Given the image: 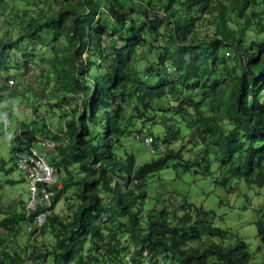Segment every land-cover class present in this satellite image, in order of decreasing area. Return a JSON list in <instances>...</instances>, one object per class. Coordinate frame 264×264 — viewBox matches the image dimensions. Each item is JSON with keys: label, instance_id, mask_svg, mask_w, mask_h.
<instances>
[{"label": "trees", "instance_id": "1", "mask_svg": "<svg viewBox=\"0 0 264 264\" xmlns=\"http://www.w3.org/2000/svg\"><path fill=\"white\" fill-rule=\"evenodd\" d=\"M21 2L5 12L0 4L6 23L0 92L14 90L5 82L10 76L21 79L31 62L44 70L47 60H36L34 46L47 47V40L55 81L65 77L69 93L46 101L63 110L58 126L33 111L38 118L33 124L44 120L42 126L23 124L13 138L12 155L38 138L58 143L48 158L60 186L54 187L52 215L40 231L29 245L16 242L17 248L0 250V264H163L165 258L167 264H264V206L254 220L253 245L241 237L226 243L227 231L213 223V214L185 198L171 210L166 204L143 209L146 177L171 158L184 170L196 165L206 170L213 159L229 166L233 177L264 186V0ZM204 20L215 27L200 38ZM16 25L24 45L13 39ZM16 45L17 58L11 55ZM84 52L89 54L82 59ZM77 90L81 100L72 102ZM41 93L34 89L36 97L55 99ZM167 110L200 138V143L191 139L200 145L195 155L185 160L170 147L179 128L167 119L161 139L166 149L158 157L140 165L131 153L123 157L121 138L132 120ZM18 201L19 209L11 204L0 218V243L25 231L21 221L29 222L25 201ZM46 233L49 243L41 239Z\"/></svg>", "mask_w": 264, "mask_h": 264}, {"label": "rangeland", "instance_id": "2", "mask_svg": "<svg viewBox=\"0 0 264 264\" xmlns=\"http://www.w3.org/2000/svg\"><path fill=\"white\" fill-rule=\"evenodd\" d=\"M1 3L4 7L7 6L3 11L5 12L6 10H11L13 7L21 5L22 2L21 0H0ZM30 3L33 4V2ZM161 13L163 12L161 11ZM97 17L98 15L95 19ZM201 23L198 29L199 37L203 38L211 35L215 27L214 23L205 20ZM165 24L163 23L162 28H160L163 33L165 31L163 29ZM228 24L231 23L228 22ZM14 29L16 33L10 30L13 39L17 40L19 38V43L24 45V36L19 33L17 34V25ZM5 32L6 23L4 22L3 13L0 12V37H3ZM43 32L47 35L46 30H43ZM41 39L44 40V37H41ZM44 41L49 43V46L46 47L42 44L34 46V49L38 52L35 55L36 60H39L41 57L47 60V62L42 63L44 70L39 71L36 78L31 79L30 73L24 75L23 77L27 79L28 85H17L14 90L5 92L0 97V217L6 215L8 210L7 205L12 204L13 207L17 208L16 203L18 200L26 201L29 197L28 184L25 179H22V173L15 168L11 152L14 146L13 133L17 124L21 123L34 126L30 113L35 111L39 115L44 116V119H47L52 126H58L60 122L59 116L63 110L58 106L50 108L46 101L55 103L56 97L62 99L69 93L66 87L67 85L63 84L65 77H62L61 82L55 81L56 68L52 65V60L54 59L53 49H50V41ZM62 42H64V37H62ZM28 46L25 45V47ZM11 52V55H14L16 58L20 54L17 50V45L14 46ZM88 54L89 52H84L82 59H85ZM154 54H157V51L149 55V58L155 59ZM64 56L65 53L61 52V61H63ZM46 65L48 66L46 67ZM65 65L66 67L68 66L67 62ZM10 71L15 70L10 69ZM59 74L63 75L62 72H59ZM34 89L38 92L42 91L45 94H49L50 98L55 99L46 100L40 95L36 97ZM71 96L72 102L75 100L80 101L82 97L79 90L73 92ZM6 111L9 113L11 126L7 131H4L2 114ZM167 119L172 120L175 126L179 128V133L177 137H174V141L170 147L174 150H180L185 160H187L188 156L195 155L196 151H193V149L197 150L200 148V145L194 144L191 141L194 138L192 127L185 120L181 119L180 116L167 110L164 112L159 111L158 114L154 115V118L146 121L140 122L137 118L132 120V127L129 133H125L121 138L122 146L119 150L123 157L126 153H131L139 165L158 157L159 155L156 154V151L155 153H151L145 148L142 141L136 140L134 133L140 132V130H150V133L155 138L162 139L166 134L165 121ZM43 121L39 120L35 124V127L42 126ZM7 139L12 142L11 147L7 143ZM177 165V160L171 158L164 167L146 177L148 197L144 201V211L161 208L165 204L167 210H171V206L174 207L176 202L180 204L183 198H185L192 205L203 208L213 214V223L227 231L226 243H233L235 238L241 237L252 245L255 244L256 232L254 220L257 217L258 210L264 206V186L249 185L243 179L233 177L229 173V166H220L213 159L208 163L206 170H202V166L197 165L194 168L184 170ZM9 180H13L14 182L11 183ZM162 196L165 199L162 200ZM175 198L176 200H174ZM20 223L21 227L25 228L26 222L21 221ZM16 236L14 235V237ZM30 237L34 236L22 230L19 235V244L24 246L27 243L29 245L30 240L28 239ZM50 238L48 233H46L41 239L49 243ZM215 239H218V237ZM123 243V246H126L127 240L123 241ZM128 245L130 246L131 244L128 243ZM168 261L165 258L163 264H167ZM143 264L149 263L144 261Z\"/></svg>", "mask_w": 264, "mask_h": 264}, {"label": "built area", "instance_id": "3", "mask_svg": "<svg viewBox=\"0 0 264 264\" xmlns=\"http://www.w3.org/2000/svg\"><path fill=\"white\" fill-rule=\"evenodd\" d=\"M39 72V67L35 63L31 62L28 66L26 75L30 77ZM24 76V75H23ZM27 79L22 77L17 81V78L10 76L5 82L7 89H13L17 85L27 84ZM5 92H0L4 94ZM68 109V106H64ZM31 119L36 120L37 115L32 113ZM3 128L7 129L10 125V119L7 113L2 116ZM21 131V127H18L14 134L17 135ZM136 140L143 142L145 148L151 153L163 152L166 149V144L158 138H155L150 130L141 131L135 134ZM196 143H200V138L197 134L194 135ZM7 143L10 145V140L7 139ZM39 144L40 148L36 146ZM58 143L53 139H37L35 143H31L29 146L24 147L22 150L14 151V165L18 171L23 173L26 182L28 184L29 197L24 203V214L29 222H27L25 228L29 233L36 235L42 226L45 224L49 216L52 215V196L54 193V187L58 188L59 174L56 168H54L49 162V154ZM193 152V151H191ZM191 156H194L193 154Z\"/></svg>", "mask_w": 264, "mask_h": 264}, {"label": "clouds", "instance_id": "4", "mask_svg": "<svg viewBox=\"0 0 264 264\" xmlns=\"http://www.w3.org/2000/svg\"><path fill=\"white\" fill-rule=\"evenodd\" d=\"M1 95H3V94H1ZM4 113H7V115H8V117H9V113L6 111V112H3V114ZM32 113H34V112H31L30 113V115L32 114ZM35 114V113H34ZM37 115V114H36ZM3 116V115H2ZM9 119H10V117H9ZM38 119V118H37ZM36 119V120H37ZM33 121V120H32ZM2 126H3V124H2ZM10 126H11V121H10V125H9V127L7 128V129H4L3 128V130L4 131H7L9 128H10ZM18 127H21V130H22V126H17L16 128H15V130L18 128ZM15 130H14V132H15ZM21 132V131H20ZM16 135L13 133V138L15 137ZM9 140V139H8ZM11 142V141H10ZM12 146V142H11V144H10V147ZM12 157H13V160H14V154L12 155ZM15 166V165H14ZM16 168V167H15ZM27 201V200H26ZM25 201V202H26ZM24 202V203H25ZM11 205V204H10ZM8 206V205H7ZM5 216V215H4ZM3 216H1L0 218H2ZM25 226H26V224H25ZM25 231H26V228H25ZM27 232V231H26ZM28 234H31V233H29V232H27ZM19 235H20V233H19ZM19 235L18 236H16L14 239H12V238H6V239H4L3 240V242H1L0 243V250L1 251H4V250H8V249H12V248H17V246H16V242H18L19 243V241L17 240V238L19 237ZM32 236H34L33 234H31ZM3 238V237H2Z\"/></svg>", "mask_w": 264, "mask_h": 264}, {"label": "crops", "instance_id": "5", "mask_svg": "<svg viewBox=\"0 0 264 264\" xmlns=\"http://www.w3.org/2000/svg\"><path fill=\"white\" fill-rule=\"evenodd\" d=\"M23 126V124H21V123H19V124H17V126ZM16 126V127H17ZM24 127V126H23ZM34 127H35V125H34ZM36 128V127H35ZM37 136H40V134H37ZM37 145V144H36ZM37 148H40V145L38 144L37 146H36ZM23 177V176H22ZM22 179H24V177L22 178ZM11 183H13L14 181L13 180H9ZM16 206H17V203H16ZM17 240L20 242V238L18 237L17 238Z\"/></svg>", "mask_w": 264, "mask_h": 264}]
</instances>
